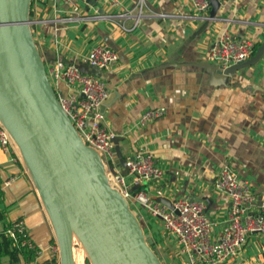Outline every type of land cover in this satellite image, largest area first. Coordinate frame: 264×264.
<instances>
[{"label":"crops","instance_id":"0c3cea01","mask_svg":"<svg viewBox=\"0 0 264 264\" xmlns=\"http://www.w3.org/2000/svg\"><path fill=\"white\" fill-rule=\"evenodd\" d=\"M119 2L109 6L102 0L79 1L69 10L57 0L54 10L53 0H34V34L46 64L62 59L86 65L85 55L99 44L117 50L118 61L100 75L110 94L117 93L105 107L106 126L124 136L121 147L128 161L138 151H147L163 170V177L145 183L149 195L156 200L164 196L204 201L219 231L230 204L214 187L224 165L236 169L254 193L264 194V55L233 75H213L203 63H213L209 48L225 33L253 40L256 50L264 43V0L223 2L213 18L211 7L198 11L190 0ZM55 85L64 97L72 92L62 81ZM149 108L165 112L141 125L139 119ZM12 158L0 146V209L5 210L0 233L7 223L23 218L43 251L36 261L50 260L48 248L55 243L50 224L31 179ZM117 164L128 172L119 159ZM137 210L164 259L181 257L162 222L156 219L150 226L145 208L138 204ZM36 261L23 254L14 261L0 257V264ZM224 264H264V235L251 234L240 256Z\"/></svg>","mask_w":264,"mask_h":264},{"label":"water","instance_id":"95a60500","mask_svg":"<svg viewBox=\"0 0 264 264\" xmlns=\"http://www.w3.org/2000/svg\"><path fill=\"white\" fill-rule=\"evenodd\" d=\"M32 1L0 0V126L34 185L60 264H163L142 215L112 184L101 150L85 141L60 102L34 37ZM209 1L213 18L221 2ZM263 55L264 43L244 62L225 69L203 66L213 75H233ZM80 68L89 71L84 64ZM116 95L103 102V111ZM123 140L119 133L113 143L126 167ZM139 188L132 187L133 195ZM157 200L174 207L167 197Z\"/></svg>","mask_w":264,"mask_h":264},{"label":"built area","instance_id":"2783aa9c","mask_svg":"<svg viewBox=\"0 0 264 264\" xmlns=\"http://www.w3.org/2000/svg\"><path fill=\"white\" fill-rule=\"evenodd\" d=\"M61 1L68 5L69 10H75L79 1L87 0ZM102 1L109 6L120 3V0ZM190 1L198 11H205L211 7L209 0ZM219 1L223 3L229 0ZM53 5V9L56 10L57 0H53ZM143 5L144 3L140 5L141 9ZM34 22L32 19V25ZM255 51L256 43L253 40L246 37L235 39L225 33L210 46L209 56L213 63L225 69L248 60ZM84 58L88 72H84L79 63H68L59 59L50 66L46 64L49 77L75 128L88 144L101 150L103 158L110 167L109 176L112 184L129 199L131 205L135 206L136 212H138L137 205H142L146 211L162 222L164 231L176 240L181 257L176 261L168 262L161 255L163 264H224L240 256L251 234L264 235V194L259 196L254 193L250 184L242 180L237 170L230 165H224L220 169L214 183L215 190L226 194L230 203L227 219L219 231L214 230L215 223L208 216L204 201L183 197L172 201L174 207L171 208L147 193L145 183L159 179L164 174L156 164L152 153L138 151L133 159L128 161V172L123 173L117 164L118 156L113 143L115 133L106 126L105 113L101 108L110 91L102 77L93 70L95 67L100 68L102 72L110 69L118 61L119 53L109 45L99 44L94 46ZM59 81L64 82L72 90L68 97L62 96L58 91L55 83ZM164 112V108H149L141 115L139 123L145 125L161 117ZM0 146L11 154L13 161L20 162L13 151L7 132L1 126ZM9 183L10 181H7L5 185ZM137 184L140 188L136 191V195H133L132 187ZM0 191H2L1 185ZM5 234L16 248L33 250L36 258L42 256L43 251L30 237L23 218L12 221L5 229ZM48 254L50 256L48 264H60L56 242L49 246Z\"/></svg>","mask_w":264,"mask_h":264},{"label":"trees","instance_id":"16d2710c","mask_svg":"<svg viewBox=\"0 0 264 264\" xmlns=\"http://www.w3.org/2000/svg\"><path fill=\"white\" fill-rule=\"evenodd\" d=\"M33 6H34V0L32 1V6H31V16L33 13V10H32ZM19 164L21 165L20 162H19ZM1 194H3L2 191H0V195ZM0 217L5 219V210L4 209L3 210L0 209ZM9 225H10V223H7L5 229ZM5 229L2 233H0V257L8 255L14 261L17 259L18 254H23L29 261H36V253L33 250L25 249V248L18 249L15 246H13L12 240L9 237H7L5 234ZM48 263H49L48 259H45L42 261H36V264H48Z\"/></svg>","mask_w":264,"mask_h":264},{"label":"rangeland","instance_id":"374dc122","mask_svg":"<svg viewBox=\"0 0 264 264\" xmlns=\"http://www.w3.org/2000/svg\"><path fill=\"white\" fill-rule=\"evenodd\" d=\"M13 148V147H12ZM14 151V150H13ZM132 206V208L133 209H135L134 207V205H131ZM138 209H140V208H138ZM144 213H145V215H146V217L148 218V222H147V224L148 225H150V226H153V224H154V220H156V219H158V218H156V217H154V216H152L148 211H144Z\"/></svg>","mask_w":264,"mask_h":264}]
</instances>
